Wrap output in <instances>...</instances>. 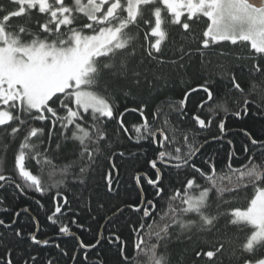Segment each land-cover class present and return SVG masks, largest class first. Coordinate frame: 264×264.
<instances>
[{"label":"snow or ice","instance_id":"snow-or-ice-1","mask_svg":"<svg viewBox=\"0 0 264 264\" xmlns=\"http://www.w3.org/2000/svg\"><path fill=\"white\" fill-rule=\"evenodd\" d=\"M193 57L199 82L174 99ZM230 120L261 127L234 141ZM97 171L107 199L89 188ZM10 190L30 203L0 217V264H173L174 242L175 264H264V0H0ZM5 232L28 242L18 261Z\"/></svg>","mask_w":264,"mask_h":264},{"label":"trees","instance_id":"trees-1","mask_svg":"<svg viewBox=\"0 0 264 264\" xmlns=\"http://www.w3.org/2000/svg\"><path fill=\"white\" fill-rule=\"evenodd\" d=\"M6 2V0H5ZM203 25H200L199 28L197 29V32H199V29L202 28ZM213 60L215 62V57H213ZM199 75H200V64H199V57H193V62L191 64V66L187 69V75L184 77L185 81L190 82V84L186 85L185 83H182L180 80H177L176 85L174 86L173 90L168 92L167 95L172 96L174 99H179L181 97V89H183L186 86H191L194 85L195 83L199 82ZM242 84L246 85L247 84V76L245 74V78L242 80ZM142 95L144 96V98H147V92L143 91ZM163 98V97H161ZM191 99V98H190ZM126 122L127 124L131 125L133 123L138 122L139 117L135 114H128L126 116ZM230 130V138H232L234 141L239 140L241 138L237 137L235 135L236 132L239 131V129L241 127H249L254 131H258L261 127L260 123H257L255 121L252 120H246L245 122H240V121H236V120H230L229 124L227 125ZM211 134H215V128L213 129V132ZM205 135H209V133H206ZM227 148V145H225L223 148L220 147L219 144H213L211 146H208L207 151L210 154L216 155L218 158H223L224 154H225V150ZM133 151H135V149L133 148ZM8 162H9V166H11V162H12V152L10 151L8 153ZM104 165H101V171L103 169ZM101 171H97L95 174H93L92 176L89 177V188H93L94 186H99V190L102 194V198L107 199V197H103V180H102V175H101ZM174 180H183L184 175L183 173H181L179 176L175 175V173L173 174L172 177ZM78 191V189H72L73 193H76ZM0 196H4L6 198L5 201V205L0 206V217L5 218L6 220H11L12 215H11V210L16 209L18 205L23 206L26 203H30V201L25 202L23 200H17V198L13 195V193L10 191L8 192H2L0 191ZM45 203L47 204L48 201H45ZM4 206H7L10 211L8 213H5L2 211V208ZM75 203L73 204V207H75ZM41 219V223H44V219H43V215L41 214L40 216ZM81 223H84L86 226L90 225L93 232H95L98 228L101 227V224L97 221H93L91 220L90 216L85 213L83 216V219L80 221ZM21 224H28L29 220L27 217H24L23 220L20 221ZM31 227L25 228L24 231H31ZM47 234L52 235L56 232V229L54 227H49V228H45L44 230ZM125 235H127V232H125ZM5 236L9 239V240H13V234L11 232H5ZM57 242L61 243V246L65 249L69 250V254L71 255V249L73 247L74 241H71L70 238H63V240H58ZM13 244L14 247L17 249L16 251V259L17 261L19 260L20 257V253H19V249H26L28 247V242L24 241L23 243H18L15 242L13 240ZM198 246V242H193L191 245L188 246V258L190 259L191 256V251L193 248H196ZM185 245L181 244L179 242H174L169 246V253L172 257L173 260V264H175V261L179 258H182L184 256V251H185ZM0 248H2V246H0ZM53 254H56V250H52ZM43 255L47 256L48 252H44L42 253ZM113 253H109V257H113ZM59 258V256H58ZM61 264H65L64 259H61ZM225 264H227V258L225 259Z\"/></svg>","mask_w":264,"mask_h":264}]
</instances>
